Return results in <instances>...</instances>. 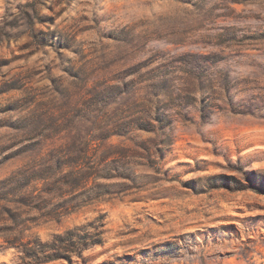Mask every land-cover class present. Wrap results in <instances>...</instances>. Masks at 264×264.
Masks as SVG:
<instances>
[{
  "label": "rangeland",
  "instance_id": "1",
  "mask_svg": "<svg viewBox=\"0 0 264 264\" xmlns=\"http://www.w3.org/2000/svg\"><path fill=\"white\" fill-rule=\"evenodd\" d=\"M79 139L111 195L0 201V264H264V0H0V180Z\"/></svg>",
  "mask_w": 264,
  "mask_h": 264
},
{
  "label": "trees",
  "instance_id": "2",
  "mask_svg": "<svg viewBox=\"0 0 264 264\" xmlns=\"http://www.w3.org/2000/svg\"><path fill=\"white\" fill-rule=\"evenodd\" d=\"M108 93L98 92L92 100L105 99ZM95 97V99H94ZM91 100V101H92ZM122 124L110 129H102L99 139L105 140L115 134V128H122ZM91 146L85 140H76L71 146H55L50 148L44 156L11 172L0 180V201H6L10 196H16V203L21 206L37 204L44 209L49 203L56 209L73 211L104 200L111 195L104 185L97 181L110 177L111 168L107 163L108 151L111 146ZM116 168H113L115 170ZM75 231H66L65 235H72ZM94 237L81 246L64 249L73 254L82 251L89 244H97ZM30 247H28L29 249ZM31 255L28 250L25 252ZM52 254L46 256L48 260L59 259Z\"/></svg>",
  "mask_w": 264,
  "mask_h": 264
}]
</instances>
